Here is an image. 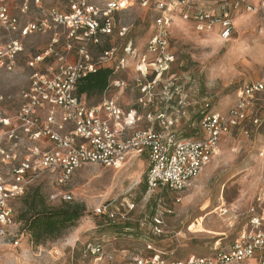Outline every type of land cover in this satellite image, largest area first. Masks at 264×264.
<instances>
[{
	"label": "built area",
	"instance_id": "1",
	"mask_svg": "<svg viewBox=\"0 0 264 264\" xmlns=\"http://www.w3.org/2000/svg\"><path fill=\"white\" fill-rule=\"evenodd\" d=\"M30 1L20 6L21 15L29 11ZM33 1L41 7V0ZM64 1L65 9L51 8L42 19L22 24L7 1L0 0L1 25L20 36L0 44V70L15 72L18 58L25 51L24 38L53 34L48 48L28 62L33 72L29 87L21 94L18 111L9 116L0 110V239L10 234L12 203L23 198L42 175L51 176L60 188L53 198L69 202L73 196L65 188L82 167L98 165L119 170L143 157L148 161V193L156 200L153 220L160 231L165 215L173 213L163 207L165 193L179 194L188 188L211 163L225 136L247 122L256 128L264 125L263 118H250L256 96L264 93L263 77L244 84L236 104L226 113L213 111L211 102L205 99L197 112L198 135H180L178 127L189 119L191 104L183 84L175 83L183 76L170 75L178 58L169 29L180 18L204 34L216 32L228 41L235 29V13L254 9L264 12V0L257 6L247 0H222L217 8H206L198 0H106L101 5L92 0ZM134 6L156 14V31L145 52L139 54L132 42L123 48L135 61V102L124 106L112 97L90 105L77 92L80 81L101 68L117 75L129 63L115 47L104 49L97 59L92 50L102 46L105 38L127 35L128 28L118 25V16ZM61 37L66 44L62 45ZM125 85L114 79L105 94ZM3 101L0 96V104ZM142 122L145 128L140 129ZM260 157L264 161V143ZM95 214L111 222L119 220L105 203L96 208ZM83 255L88 264H264V187L248 211L244 229L227 249L217 248L207 256L178 258L160 252L152 244L147 245L145 254H132L125 249H109L102 240L92 239L84 245Z\"/></svg>",
	"mask_w": 264,
	"mask_h": 264
},
{
	"label": "rangeland",
	"instance_id": "2",
	"mask_svg": "<svg viewBox=\"0 0 264 264\" xmlns=\"http://www.w3.org/2000/svg\"><path fill=\"white\" fill-rule=\"evenodd\" d=\"M6 1L22 24L42 19L43 13L51 8H66L64 0H41V7L31 0L29 11L21 15L20 6L25 0ZM92 1L101 5L106 0ZM247 1L256 6L260 2ZM221 2L198 0L206 8H217ZM155 17V13L138 6L118 16V25L128 28L127 35L105 38L102 46L92 51L97 59L104 49L117 48L119 55L129 62L116 75L126 85L101 97H93L89 103L112 97L124 106L135 102V61L127 56L123 48L132 42L139 54L144 53L149 38L156 31ZM234 23L233 37L228 41L221 39L216 32L204 34L194 24L180 18H176L169 29L178 58L175 68L179 65L177 70L181 73L183 69L186 73H179L183 76L179 83L183 84L191 104L189 120H192L196 109L200 110L205 99L211 102L213 111L226 113L236 104L238 91L244 84L264 77V12L255 9L252 12H237ZM52 36V33H47L24 38L25 51L18 58L15 72L0 70V96L4 98L0 104L2 113L12 116L18 111L22 103L21 94L29 87L33 72L28 62L48 48ZM12 38L20 36L9 33L0 22V44ZM61 43H67L64 37H61ZM253 117L264 119V93L256 96L250 112V118ZM185 124L179 125L178 131L196 137L198 133H193L199 132L198 120L189 126V123ZM139 128H145V123L142 122ZM263 143L264 125L256 128L249 122L225 136L211 163L188 188L179 194L165 193L163 207L172 209L173 213L165 215V223L159 228L163 233L159 235H154L151 229L155 197L148 193V161L143 157L128 162L119 170L87 165L76 171L65 189L73 196L69 202L83 204L89 216L78 220L59 237L41 245L34 244L19 219L27 209L28 196L39 189L49 207L56 208L63 201L53 198L60 188L54 184L52 177L42 175L29 186L24 198L12 203L14 221L10 234L0 239V264H84L83 259L75 260L74 252L80 251L92 239L102 240L109 249H125L132 254H145L147 245L152 244L160 252L173 253L178 258L207 256L217 248L227 249L244 229L248 211L264 187V161L260 157ZM178 198L180 202H177ZM103 203L118 214L117 218L123 221L122 226H128L127 229L118 230L121 233L115 234L102 226L108 223L99 225L94 214ZM16 241L18 245H15ZM240 264H249V261Z\"/></svg>",
	"mask_w": 264,
	"mask_h": 264
},
{
	"label": "trees",
	"instance_id": "3",
	"mask_svg": "<svg viewBox=\"0 0 264 264\" xmlns=\"http://www.w3.org/2000/svg\"><path fill=\"white\" fill-rule=\"evenodd\" d=\"M175 66L171 69L170 75L177 78L179 77V73H180L179 70H177L179 65H177L176 68ZM181 73L183 75L186 74L183 71V69ZM114 79H117V76L114 75L112 70L108 68H101L96 73L91 74L85 79L81 80L78 85L77 92L79 95L85 96L88 104L97 105L100 102H102V100L96 103H89V101L93 97L103 96L107 91L111 81ZM176 83L179 85V81H177ZM184 92L187 91L185 90ZM194 113L195 114L191 120V123L196 119L198 120L199 117V114L196 113V111ZM179 133L183 137H193V135H188L181 131H179ZM196 133L197 132H194L193 134ZM152 208H153L152 217L150 218L152 233H154V235H159L162 234L163 231L157 230L153 220L156 210V200H153ZM87 216H89V214L85 206L81 203L62 201L61 205L56 208L49 207L46 204V201L44 197L41 195L39 189H36L32 192L30 196H28L27 209L25 212L21 214L19 219L22 223H24L23 226L26 228L28 232L27 234L30 236L32 242L36 245H41L43 242L47 240L59 237L61 234H63V232L66 229H68L70 226L75 225V223L81 218ZM94 216L98 217L97 221L100 223L99 224L100 226L104 224V222L105 224L108 223L107 226L106 225H102V226L105 227L104 228L105 230H108L110 232L112 231L115 234H118V232L128 228V226L126 227H124V225L122 226L121 223H123V221L121 220H116L111 222L97 214H94ZM83 249L84 246L81 248L80 251L74 252V257L76 261H81L83 259L82 261L84 262V264H88L89 260L84 257Z\"/></svg>",
	"mask_w": 264,
	"mask_h": 264
},
{
	"label": "crops",
	"instance_id": "4",
	"mask_svg": "<svg viewBox=\"0 0 264 264\" xmlns=\"http://www.w3.org/2000/svg\"><path fill=\"white\" fill-rule=\"evenodd\" d=\"M199 112V109L196 110V113ZM190 121V122H189ZM185 123H189L188 126L191 124V120L187 119ZM186 125V124H185ZM139 160V159H138Z\"/></svg>",
	"mask_w": 264,
	"mask_h": 264
}]
</instances>
